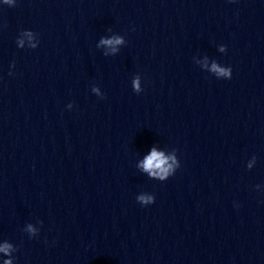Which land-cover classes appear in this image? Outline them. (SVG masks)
Wrapping results in <instances>:
<instances>
[{"label":"clouds","instance_id":"obj_1","mask_svg":"<svg viewBox=\"0 0 264 264\" xmlns=\"http://www.w3.org/2000/svg\"><path fill=\"white\" fill-rule=\"evenodd\" d=\"M2 2L4 5L15 6L16 0H2ZM21 34L27 36L29 41H31L34 33L30 30H25L22 31ZM17 43L20 48L24 47V41L22 39H19ZM123 43L124 39L121 36L105 37L100 40V45L110 48L113 53L117 51V46ZM30 47L35 49L37 45L30 43ZM221 50L223 51V49ZM210 71L219 76L226 77L227 79H230L232 75L231 67H221L216 62L211 64ZM11 74L12 73L10 72L9 75ZM132 87L136 93H140L142 91L140 88L139 77L132 81ZM93 91H95L98 95L100 94L99 89L94 88ZM139 167L147 173L149 177L165 181L175 173L176 169L180 167V163L174 155L166 156L164 152L157 151L156 148H152L150 153L139 164ZM249 167H251V165H249ZM136 199L138 203L145 206L155 202V197L152 194H141L137 196ZM27 231L33 237L37 234V229L33 227L32 224L27 225ZM13 251H15L13 244L8 243L7 241L0 244V252L4 253L6 256H11ZM3 264H13V262L11 259H6L3 261Z\"/></svg>","mask_w":264,"mask_h":264}]
</instances>
